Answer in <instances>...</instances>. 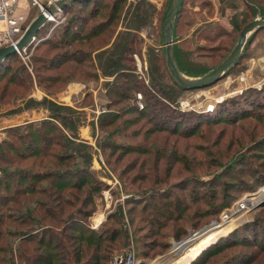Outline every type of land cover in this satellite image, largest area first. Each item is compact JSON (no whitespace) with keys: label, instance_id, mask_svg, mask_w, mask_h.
<instances>
[{"label":"rangeland","instance_id":"374dc122","mask_svg":"<svg viewBox=\"0 0 264 264\" xmlns=\"http://www.w3.org/2000/svg\"><path fill=\"white\" fill-rule=\"evenodd\" d=\"M55 1L21 0L20 12L27 20L23 30L26 31L37 17L48 11L44 3L53 4ZM135 1L127 0L123 16L115 33L109 36L107 46L99 38L94 40L97 49L78 44L76 47L82 48L78 57H83L87 63L91 57L97 63L98 52L111 50L117 34L125 29L126 10ZM146 1L155 5L157 13L153 24L140 31L143 47L128 53L126 60L121 61L124 76H103L96 71L98 77L94 78L92 70H83L87 77L95 80L74 79L65 89L50 95L43 88L35 87L30 95L0 108V137L7 136V128L54 119L52 114L55 113L62 119H70V126L76 127L73 148L82 149L91 163L89 176L93 183L101 182L103 187L99 194L88 200L89 204L86 199L90 195L75 189L64 190L63 198L73 202L75 215L80 210L88 214L86 223L96 231L110 218L118 219L117 223L110 224L116 225L123 233L118 241L123 244L117 247L115 243L106 249L104 253L110 254L109 262L115 255L132 250L139 263L144 264H193L201 255L197 264H264V30L252 40L247 38L239 63L217 82L179 95L164 73V63H167L165 19L163 21L161 17L164 12L167 16L173 0ZM213 1L215 20L224 13L220 21L230 29L229 19L234 14L232 7L237 5L242 10V2ZM245 1L256 11L252 21L264 17L261 14L264 8L250 0ZM67 5L69 9L61 8L57 21H44L22 51V56L15 52L21 61L18 65L25 66L31 73L34 68L46 67L51 59L48 46L58 41L55 37L61 34L65 25L70 26L71 32H83L97 22L90 14L91 6L85 8L74 1ZM184 39L174 33L173 52L178 66L192 74L183 75L188 80L209 75L234 51L227 49L223 53L222 49H197L192 54L191 49L179 46ZM148 46L155 48L158 65L166 75L155 83L150 77ZM214 55L217 61L218 56L223 55V60L218 61L219 66L215 69L207 68L205 63L214 61L210 58ZM72 68L77 71L80 67ZM77 72L78 75L82 73L81 70ZM127 76L144 84L150 95L147 97L143 92L127 89L126 86L130 85L124 78ZM71 84L84 86L72 96L70 104H65L57 95ZM154 84L159 85L163 94L156 93ZM114 91L119 94H113ZM44 99L46 101L40 103ZM54 104L66 105L81 113L79 119H76L77 114L70 116L66 108L56 109ZM166 106L174 110L173 117L168 118L161 111ZM113 113L122 118L112 122L110 115ZM155 116L161 121L156 123ZM60 118L54 120L59 127ZM101 119H104V126L100 125ZM64 133L71 136L69 131L64 130ZM85 161L78 160L77 163L82 165ZM67 171V177H70L75 168H62L61 173ZM141 172L150 176L144 179L135 176ZM153 172L156 174L152 175ZM132 177L136 180L130 183ZM39 187L49 190L46 182ZM163 195L186 200L191 206L184 214L186 222L180 225V238L170 228H151L148 221L140 220L141 214L135 213V210L141 213L143 205L150 207L160 203ZM36 197L39 202H46L44 195ZM246 202L252 205L247 208ZM30 207L34 208V205ZM68 210L72 211L71 208ZM11 215L19 216L17 212ZM81 217L76 215V218ZM213 229L216 234L186 257L190 246L209 232L212 234L210 230ZM196 235L200 238H194Z\"/></svg>","mask_w":264,"mask_h":264},{"label":"trees","instance_id":"16d2710c","mask_svg":"<svg viewBox=\"0 0 264 264\" xmlns=\"http://www.w3.org/2000/svg\"><path fill=\"white\" fill-rule=\"evenodd\" d=\"M240 1L243 9L240 10L239 6L232 5L234 14L229 19L230 29H227L220 21L225 16L224 13H221L219 20H215L216 8L213 0H181L173 21L174 33L185 38L179 46L182 49H191L192 54L197 49H222L223 53L227 52V49H234L243 28L257 15L247 1ZM250 1L264 8V0ZM74 2L82 4L85 8L91 6L90 14L97 22L91 24L88 31L83 32H71L70 26L65 25L61 34L55 37L58 41L48 46L51 53L49 64L46 67L34 68L32 73H35V76L25 66L18 65L21 61L16 53L1 62L0 108L10 105L12 101L17 102L25 98L35 87L43 88L50 95L65 89L74 79L92 82L98 77L96 71L101 72L103 76H124L121 61L126 60L128 53H134L143 47L144 39L140 31L153 24L154 15L157 13L152 2L136 0L135 3L130 4L124 16L125 29L117 34L111 50L99 49L101 51L97 53V63L91 57L87 63L83 57H78L82 54V48L76 45H86L88 49L93 50L97 46L94 40L99 38L102 44L107 46L110 43L109 36L115 33V27L123 16L127 0H75ZM63 9L66 11L69 6L66 4ZM164 13L161 17L163 21L166 17ZM261 14L264 16V12ZM263 30L264 26L256 28L248 38L254 39ZM147 49L153 83L159 82L167 75V80L174 84L179 95L192 89L183 88L178 84L171 75L167 63L166 65L164 63L165 75L158 65L155 48L148 46ZM222 56H218V61L223 60ZM210 58L214 61L209 63L210 65L205 63V66L215 69L219 66L217 57L214 55ZM239 59L234 65L239 63ZM176 65L182 75H192L183 67L182 70L177 63ZM72 67H80L77 71L81 70L82 73L78 75ZM83 70L87 72L92 70L94 78L87 77ZM124 78L130 82V85L126 86L127 89L132 92H143L147 97L150 95V90L140 81L131 76ZM217 80L201 87L212 85ZM158 88L159 85H156V93L161 92ZM161 93L163 94V91ZM113 94L119 92L114 91ZM45 101L46 99L40 103ZM54 105L56 109L66 108L70 116L77 114L76 119H79L81 113L71 107ZM163 108L161 111L167 114L168 118L174 116L172 108L170 109L169 106ZM52 117L54 119L7 128L5 130L7 136L0 137L2 171L0 174V264H112V261L109 262L110 254L104 252L115 243L117 247L123 244L122 241L118 242L123 233L118 231L116 225L111 226L117 223L118 219L110 218L107 224L96 231L86 223L88 214L80 210L77 214L83 217L76 218L75 205L64 200V190L75 189L90 195L86 199V204H89L88 200L101 192L103 184L93 183L92 177L89 176L90 161L81 148H73L76 127L70 126L72 124L70 119H62L56 113L52 114ZM59 118L63 129L55 124L54 120L58 121ZM117 118L121 119L122 116L116 113L110 115L112 122ZM160 121L155 116V122ZM104 124V119H101L100 125L104 126ZM64 130L69 131L71 136L63 134ZM78 160L86 161L78 165ZM71 167L75 168L74 175L72 173L67 177L69 171L66 174L61 173L62 168ZM154 174L156 173L153 172L152 175ZM135 176L144 179L150 175L141 172ZM135 180V177H132L130 183ZM45 182L49 185V190L39 187ZM39 194L45 196L46 202L37 200L36 196ZM162 198L163 201L160 203L150 207L143 205L141 213L138 210H135V213L141 214L140 220L148 221L151 228H170L175 231L177 238H180L181 235L178 233L181 229L180 225L186 222L184 214L191 209V206L186 200L172 199L170 195H163ZM31 205H34V208H31ZM15 212L19 214L18 217L11 215ZM111 222L113 223L110 224ZM169 223L173 225L170 226ZM202 256L193 264L199 263Z\"/></svg>","mask_w":264,"mask_h":264},{"label":"water","instance_id":"95a60500","mask_svg":"<svg viewBox=\"0 0 264 264\" xmlns=\"http://www.w3.org/2000/svg\"><path fill=\"white\" fill-rule=\"evenodd\" d=\"M70 1H75V0H57L54 5L45 4V3L43 5L44 8L47 9L49 12H55L57 6L58 8H62ZM180 2L181 0H173L170 11L167 14L164 21L163 29L165 35L167 65L169 71L171 72V75L178 82L180 86H182L183 88H198L219 79L232 65H234L238 61L239 57L241 56L243 47L246 43V40L251 34V32L258 27L264 26V17L251 21L243 28V30L240 33L239 41L236 47L234 48L232 55L219 67H217L212 73L197 80H188L179 71L175 62V57L173 52V43H174L173 19L177 14ZM45 18L46 16L44 15V13H42L29 25L23 37L21 38L20 42L17 44L18 47L24 48L29 43V41L32 39L35 33H37L41 25L46 20ZM14 53H15V48L13 46H8L0 49V63L6 60L11 54ZM140 264H144V263H140Z\"/></svg>","mask_w":264,"mask_h":264},{"label":"built area","instance_id":"2783aa9c","mask_svg":"<svg viewBox=\"0 0 264 264\" xmlns=\"http://www.w3.org/2000/svg\"><path fill=\"white\" fill-rule=\"evenodd\" d=\"M20 3L21 0H0V20H2L4 23L3 28H0V49L13 46L15 48V52L22 56V51L27 47L28 44L24 48H19L17 45L25 33L23 26L27 21L26 16L20 12ZM57 9L59 10V8ZM60 12L56 13L55 18H59ZM43 13L44 15H47L45 12ZM33 38L34 37H32V39ZM112 264L140 263L137 260L134 251L129 250L115 255L113 257Z\"/></svg>","mask_w":264,"mask_h":264},{"label":"bare ground","instance_id":"6f19581e","mask_svg":"<svg viewBox=\"0 0 264 264\" xmlns=\"http://www.w3.org/2000/svg\"><path fill=\"white\" fill-rule=\"evenodd\" d=\"M56 3V1L53 3V5ZM57 8H58V6H57ZM63 8V7H62ZM59 10L61 11L62 9L61 8H59ZM59 10H57L56 9V11L55 12H49V11H46V14L47 15H45L46 16V20L48 19V20H55L56 21V19H57V17L55 18V15H56V13H58V12H60ZM20 48V47H19ZM256 202V201H255ZM246 205H245V207H250L252 204H250L249 202H246L245 203ZM254 204V203H253ZM253 207V206H252ZM211 231V233L212 234H206L205 236H203L202 238H200V237H198V235H196V236H194V238H200V239H198L197 241H195V243L192 245V246H190V247H192V248H190V250H188L186 253H185V256L186 257H189L188 255H190V253L192 252V251H197V249L200 247V245H203V244H205V243H207L206 241L210 238V237H212L214 234H216V230L215 229H213V230H210ZM193 238V239H194ZM192 240V239H191ZM188 244H186V246H187ZM185 246V245H184ZM184 256V257H185Z\"/></svg>","mask_w":264,"mask_h":264},{"label":"crops","instance_id":"0c3cea01","mask_svg":"<svg viewBox=\"0 0 264 264\" xmlns=\"http://www.w3.org/2000/svg\"><path fill=\"white\" fill-rule=\"evenodd\" d=\"M21 9H22V7H21ZM3 26H4V23L2 20H0V28H3ZM83 86L84 85H82V84H71L70 87L66 91L60 93L57 96L61 100V102L65 103V104H70L71 100H72L71 99L72 96L79 93L80 90L83 88ZM40 94L43 95L42 92H40ZM4 122L5 121H3L2 124H4Z\"/></svg>","mask_w":264,"mask_h":264}]
</instances>
